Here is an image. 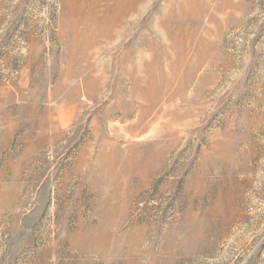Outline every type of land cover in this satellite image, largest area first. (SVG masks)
Segmentation results:
<instances>
[{
  "label": "rangeland",
  "instance_id": "374dc122",
  "mask_svg": "<svg viewBox=\"0 0 264 264\" xmlns=\"http://www.w3.org/2000/svg\"><path fill=\"white\" fill-rule=\"evenodd\" d=\"M0 264H264V0H0Z\"/></svg>",
  "mask_w": 264,
  "mask_h": 264
},
{
  "label": "bare ground",
  "instance_id": "6f19581e",
  "mask_svg": "<svg viewBox=\"0 0 264 264\" xmlns=\"http://www.w3.org/2000/svg\"><path fill=\"white\" fill-rule=\"evenodd\" d=\"M74 2V1H73ZM124 2V1H123ZM75 3V2H74ZM132 6V3L130 4V2L128 3H126L125 4V6L123 5H121V7L120 8H118L120 11H119V14H121V13H123L124 11H126L127 13H128V11L129 12H131L132 10H133V6ZM135 11V10H134ZM125 16H128V15H125Z\"/></svg>",
  "mask_w": 264,
  "mask_h": 264
}]
</instances>
